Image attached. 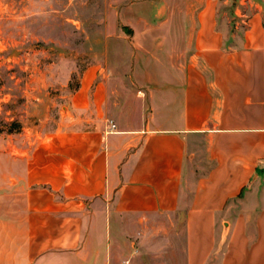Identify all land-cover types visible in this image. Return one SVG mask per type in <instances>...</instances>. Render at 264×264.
Returning a JSON list of instances; mask_svg holds the SVG:
<instances>
[{
    "label": "crops",
    "instance_id": "0c3cea01",
    "mask_svg": "<svg viewBox=\"0 0 264 264\" xmlns=\"http://www.w3.org/2000/svg\"><path fill=\"white\" fill-rule=\"evenodd\" d=\"M161 2L184 9L136 47L139 95L89 68L57 129L1 151L8 263L264 264L263 6L231 31L229 0Z\"/></svg>",
    "mask_w": 264,
    "mask_h": 264
},
{
    "label": "rangeland",
    "instance_id": "374dc122",
    "mask_svg": "<svg viewBox=\"0 0 264 264\" xmlns=\"http://www.w3.org/2000/svg\"><path fill=\"white\" fill-rule=\"evenodd\" d=\"M237 1L219 12L237 22L231 31L248 26ZM183 9L163 8L161 0H0V153L22 137L57 129L89 68L104 70L109 90H134L129 78L145 59L136 52L142 37L161 31L168 17L175 27ZM10 257L0 255L6 264Z\"/></svg>",
    "mask_w": 264,
    "mask_h": 264
},
{
    "label": "built area",
    "instance_id": "2783aa9c",
    "mask_svg": "<svg viewBox=\"0 0 264 264\" xmlns=\"http://www.w3.org/2000/svg\"><path fill=\"white\" fill-rule=\"evenodd\" d=\"M110 127H111V129H114L115 128V126H114V124H110Z\"/></svg>",
    "mask_w": 264,
    "mask_h": 264
}]
</instances>
